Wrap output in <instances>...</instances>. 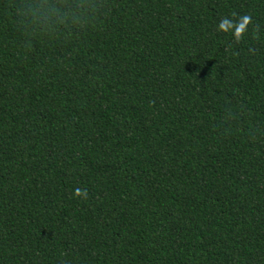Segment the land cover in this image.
I'll return each mask as SVG.
<instances>
[{
    "label": "trees",
    "instance_id": "obj_1",
    "mask_svg": "<svg viewBox=\"0 0 264 264\" xmlns=\"http://www.w3.org/2000/svg\"><path fill=\"white\" fill-rule=\"evenodd\" d=\"M0 264H264V0H0Z\"/></svg>",
    "mask_w": 264,
    "mask_h": 264
},
{
    "label": "clouds",
    "instance_id": "obj_2",
    "mask_svg": "<svg viewBox=\"0 0 264 264\" xmlns=\"http://www.w3.org/2000/svg\"><path fill=\"white\" fill-rule=\"evenodd\" d=\"M250 22H251L250 16H243L240 18L239 21L235 23L232 20L225 18L219 23L218 28L220 31H223V32L232 31L233 36L237 40H239L244 35L247 29V26L249 25ZM76 195L78 196L82 195L80 189H76Z\"/></svg>",
    "mask_w": 264,
    "mask_h": 264
}]
</instances>
